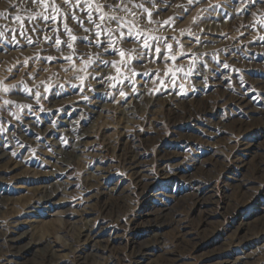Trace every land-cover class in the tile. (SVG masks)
<instances>
[{"label": "rangeland", "instance_id": "obj_1", "mask_svg": "<svg viewBox=\"0 0 264 264\" xmlns=\"http://www.w3.org/2000/svg\"><path fill=\"white\" fill-rule=\"evenodd\" d=\"M197 2L153 10L179 17L153 33L172 48L120 83L103 67L81 82L19 35L27 0H0V264H264V0Z\"/></svg>", "mask_w": 264, "mask_h": 264}, {"label": "snow or ice", "instance_id": "obj_2", "mask_svg": "<svg viewBox=\"0 0 264 264\" xmlns=\"http://www.w3.org/2000/svg\"><path fill=\"white\" fill-rule=\"evenodd\" d=\"M203 2L207 4L208 0ZM257 2L258 0H249L248 4H244V0H240L242 5L240 10L248 13L249 8ZM27 3L29 7L24 8L23 11L28 13L27 19L30 26H25L21 15L14 17L20 24L19 35L24 36L28 44L34 43L31 36H26L28 31L39 33L35 40L37 45L41 37L50 41L49 47H55L62 53L61 58L71 64L70 70L77 72V78L81 82L87 78L90 69L99 67L115 69L116 75L107 78L120 83L124 79L137 75L132 67L133 60L139 63L151 58L154 62L155 59L160 58L161 48L168 50L172 48L167 38L153 33L158 31L159 26L174 24L175 20L179 19V17H169L167 20L160 21L153 18V10H156V15L159 16L167 7H171L166 0H27ZM187 3L190 15L193 6L198 7L199 3L197 0H187ZM157 4H163L165 7L157 9ZM10 5L13 9L22 8L23 0L21 4H11L10 0ZM33 7L40 11H32ZM179 7L182 11L184 10L183 5ZM209 7L214 11L217 5H209ZM3 15L4 13H0V16ZM70 21L75 24V29L70 27ZM257 23L264 26V17ZM48 32H51V35H47ZM4 35V31L0 30V37ZM62 35H66L67 38L62 40L60 38ZM259 39L264 40V36ZM8 43L18 44L19 41L13 35ZM125 43H139L141 48L139 51L127 49L122 47ZM80 44L95 51L90 53L79 51ZM65 50L67 55H63ZM105 54H116L120 59L118 61L103 59ZM168 58L174 61L175 55L170 53ZM46 59L56 58L49 56ZM78 63L80 67H77ZM224 67L227 68L228 65L225 64ZM182 70L177 69V71ZM143 75L149 76L150 73L145 72ZM3 91L8 92L9 89L4 87ZM120 95L125 96V93L121 91ZM8 103L5 101V104ZM4 130L0 127V131Z\"/></svg>", "mask_w": 264, "mask_h": 264}, {"label": "bare ground", "instance_id": "obj_3", "mask_svg": "<svg viewBox=\"0 0 264 264\" xmlns=\"http://www.w3.org/2000/svg\"><path fill=\"white\" fill-rule=\"evenodd\" d=\"M100 91V90H99ZM141 97H142V94L140 95ZM145 96V95H144ZM237 98V97H236ZM141 101V100H140ZM153 101V100H152ZM242 101V100H241ZM145 102H146V100H145ZM157 102V101H156ZM238 102V101H237ZM135 103H137V102H135ZM143 103V102H142ZM151 103V102H150ZM248 104V103H247ZM157 105V104H156ZM148 106V105H147ZM151 106V105H150ZM133 108V107H132ZM130 109V108H129ZM138 109V108H137ZM88 112H90V111H88ZM126 112V111H125ZM137 112H139V111H137ZM123 114V113H122ZM125 114H127V113H125ZM65 121V120H64ZM63 121V122H64ZM66 128H67V132L69 133V135H71L72 136V138L73 139H75V137L74 136H76V134L75 133H77L76 131H75V128L76 127H74V125L72 124V122L69 120V121H67L66 122ZM23 131V130H22ZM29 131V130H28ZM66 132V131H65ZM30 135V134H29ZM68 135V136H69ZM22 136V135H21ZM23 136H24V134H23ZM26 136V135H25ZM69 139H71V138H69ZM30 142V141H29ZM74 143H76V142H74ZM79 143V142H78ZM71 144V143H70ZM72 145V144H71ZM79 145V144H78ZM77 148V145H75V146H73L72 148H70V150L69 151H67V153H66V156L67 157H70V158H74L75 157V152H76V149ZM2 158H4V156L2 157ZM59 186V185H58ZM63 189V188H62ZM50 190V189H49ZM45 193V192H44ZM58 193H61V189L60 188H56L53 192H52V194H49L48 196H47V199H46V201H53V199L56 197V194H58ZM87 230V229H86ZM89 231V230H88ZM88 231H84V232H82L81 234H82V236H84L85 235V233H86V235H87V232ZM91 232H92V230H91ZM90 235V234H89ZM85 237V236H84ZM92 239V238H91ZM11 240V239H10ZM10 242H16V240H11ZM40 243L42 244V243H45V244H47L48 243V240L47 239H41L40 240ZM4 245V244H3ZM49 245V244H48ZM10 246V245H9ZM4 247V246H3ZM5 248V247H4ZM11 248H13V247H11ZM11 250V249H10ZM13 252V251H12ZM17 254V253H16ZM14 256V255H13ZM233 263V262H232Z\"/></svg>", "mask_w": 264, "mask_h": 264}]
</instances>
